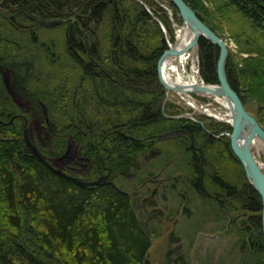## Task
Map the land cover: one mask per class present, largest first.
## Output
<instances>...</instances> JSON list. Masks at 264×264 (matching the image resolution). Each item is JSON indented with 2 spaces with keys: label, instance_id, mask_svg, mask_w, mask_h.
<instances>
[{
  "label": "trees",
  "instance_id": "obj_1",
  "mask_svg": "<svg viewBox=\"0 0 264 264\" xmlns=\"http://www.w3.org/2000/svg\"><path fill=\"white\" fill-rule=\"evenodd\" d=\"M142 1L170 35L164 10L154 0ZM185 1L216 32L195 2ZM224 3L251 23L263 43L244 66L226 61L229 84L245 105L244 93L264 92V0ZM51 30L62 37L60 50L59 40L44 37ZM166 48L159 24L136 0H0V67L17 85L11 83L10 92L0 68V264H144L157 231L137 219L138 195L132 191L174 158L175 171L183 173L174 201L181 194L186 213L198 196L203 220L223 218L221 207L238 214L230 231L236 233L240 261L264 264L260 196L228 137L214 136L229 127L210 121L202 128L188 118L164 116L157 62ZM217 53L216 46L199 40L205 82L217 83ZM42 62L65 72L45 77L38 71ZM38 76L42 86L33 81ZM13 95L35 98L38 117L44 108L49 111V135L39 148L47 158L61 156L70 138L79 151L71 159L72 174L93 181L109 173L112 185L79 187L33 157L23 138L27 118L9 123L19 114ZM174 130L182 132L156 140ZM228 162L235 164L230 173L223 167ZM176 262L188 264L181 256Z\"/></svg>",
  "mask_w": 264,
  "mask_h": 264
},
{
  "label": "rangeland",
  "instance_id": "obj_2",
  "mask_svg": "<svg viewBox=\"0 0 264 264\" xmlns=\"http://www.w3.org/2000/svg\"><path fill=\"white\" fill-rule=\"evenodd\" d=\"M154 1L164 10L169 22L170 35L168 34L164 23L159 19V17H152L159 24L162 30L163 37L167 45V50L170 47L173 48L177 43L179 31L183 27L184 23L179 15L178 10L174 6L172 7L170 5V1ZM192 1L195 2V5L198 7V11L204 15V19L215 28L218 34L215 31L214 32L226 44L228 50L227 59L231 58L234 64L238 66H244L248 64L249 58L256 57L257 53L254 51L256 50L254 47H263V43H261L260 36L255 33V30L252 28L251 23L248 20L244 19L240 14L232 9L231 11L226 10L223 7L225 0ZM145 5L151 11V8L146 3ZM162 26L165 30V33L162 29ZM258 32L260 34V31ZM169 36H171V40ZM44 37L59 40V47L57 46V49L60 50L59 48L61 47L62 37L58 31H48L47 35H44ZM249 39L252 40V44L251 40ZM38 64L41 65V69H38L40 74H45V77H50L51 79L53 76L58 77V75H63L65 72L64 69L57 67V65H48V62H42ZM197 65L198 73L200 75L199 55ZM34 66H37V62L34 63ZM0 68L2 70V76L5 85L7 86L8 90L12 92L11 85L15 83V79L13 80V77L15 76L9 72L5 66H1ZM57 68L58 72L53 71ZM178 69L180 70L179 67ZM9 73H11L10 76ZM180 74L183 79L191 78L190 62L187 61L185 63V71H180ZM38 78L33 80L36 86H42L45 84V82H43L39 76ZM14 85L15 87L17 86L16 84ZM162 87L164 88L165 92V97L162 102L163 109L166 110L164 115L165 117L171 119L188 118L193 122H195V119L201 121L202 123H208L210 121L217 122L223 126L229 127V131L225 130L218 135H212L216 136V138L220 136L228 137L225 134L231 132L230 123L203 111V107L208 104L210 100L207 101L204 97L193 94L192 98L194 101H196V108L182 100L177 94L170 91L167 93L165 87L163 85ZM243 95L246 96V104H243L246 111L255 118L258 124H260L258 119H262L264 121V103L259 102L254 97L257 96L258 98H264V92H257L253 97L245 93ZM12 97L17 102L16 105L18 106L17 109L19 114H16L15 116L27 118V120H25L23 123V129H29L28 136L31 138L32 143L37 147L39 152L45 156L39 148L43 147L41 144L43 143V138L49 135V127H51L48 117L49 111L44 108L42 117L45 119L43 120L42 117L37 116L35 111V98L33 99L31 97L29 98L24 96L22 97L23 99H21L18 95H13ZM210 108L215 110L213 105ZM216 111L221 114L224 113L223 111H218L217 109ZM13 119L10 120L9 123H12ZM260 126L263 128L261 124ZM178 131L182 132L181 130ZM168 137L169 136L164 137L162 140L167 139ZM228 139L230 141L229 137ZM68 146H70L67 156L68 160L64 164H62L61 161L60 164L62 165H60V168L65 173H70L69 175L72 177H76L72 174L76 170H74L75 168L71 159L78 157V144L68 138L67 147ZM251 152L260 163L264 164V154L258 144H255L251 147ZM146 156H148V154H146ZM57 158L58 157L47 159L51 161ZM174 160L175 158L173 161ZM173 161L163 165V167L157 171L156 175L151 180L143 185H137V187H135L132 191V194L138 195L133 206L137 219L144 226V228L156 229L155 231H157V236L151 239V246L145 256L144 264H177V258L180 256L182 257V260H187L188 264H246L245 261H240L241 254L239 245L236 242V233L230 231V226L233 221L235 224H237L241 219L239 215L236 213L228 214L226 213L225 209L221 207L222 213L224 214L223 218L219 219L218 217L217 219L213 216L203 220L198 214V208L200 205L199 202H201L198 196L195 197L194 205L189 207V210H187L185 213L184 208L187 206L186 199L180 194V202L177 204V202L174 201V194L176 192L181 193L180 186L183 181V173L175 171L172 163ZM223 167L225 168V171L230 173V171L235 169V164L228 162L225 164V166L223 165ZM72 168L74 169L72 170ZM76 178L86 181L79 177ZM173 179H178L175 186L173 185L174 187H172L171 184ZM170 187L174 189H170ZM235 217L237 218L235 219ZM195 227L198 228L196 229ZM192 231L194 232L192 233Z\"/></svg>",
  "mask_w": 264,
  "mask_h": 264
},
{
  "label": "water",
  "instance_id": "obj_3",
  "mask_svg": "<svg viewBox=\"0 0 264 264\" xmlns=\"http://www.w3.org/2000/svg\"><path fill=\"white\" fill-rule=\"evenodd\" d=\"M136 1L139 2L141 5H143V7L152 17L155 16L146 7L145 3L142 0H136ZM168 1H170V3L178 10L183 23L190 30L195 32V35H197L196 37L197 39L193 43H191L189 47L194 45V47H196L197 49L198 41L202 38L209 41L211 44H213L218 48V56H217V64H216V75H217L218 86L221 87L223 93L231 101L236 112V114L233 116L232 122L230 123L231 132L225 135H227L230 138L231 151L233 155L237 158L239 164L241 165L249 184L254 188V190L260 196L261 227L264 236V173L256 164L250 146V140H252L253 138H257L262 144H264V129L260 126V124H258L255 118L246 111L240 97L231 88L229 84L225 70L226 61L228 57V50L226 44L211 28H209L197 16L196 12L189 6V4L185 0H168ZM162 29L165 33L163 26ZM167 55H176V50L170 47L169 49L163 52V54L160 56L157 62V74L160 84L163 85L165 87L166 92L169 93V91L172 89H169L167 84L163 82L161 76V63ZM203 90L209 92L213 91L212 88H210V85L208 84L207 87H205ZM15 117L17 116H14L13 118ZM194 121L197 124H199L202 128H204L203 123L201 121L195 119ZM28 132H29L28 128L23 129V138L31 155L57 176L65 180L71 181L79 187H87V186L92 187L106 183L112 185L111 181H107L109 173L100 176L99 178L93 181H82L76 177H72L71 175L65 173L60 168V165H62L68 160L67 156L69 153L70 146L67 147V149L65 150L62 156L58 157L57 159L49 161L45 156H43L39 152L37 147L32 143L31 138L28 136ZM178 132H179L178 130H174V131L161 133L157 135V139H162L164 137L170 136L172 134H176ZM206 132L209 131L206 130ZM60 162L62 164H60Z\"/></svg>",
  "mask_w": 264,
  "mask_h": 264
},
{
  "label": "bare ground",
  "instance_id": "obj_4",
  "mask_svg": "<svg viewBox=\"0 0 264 264\" xmlns=\"http://www.w3.org/2000/svg\"><path fill=\"white\" fill-rule=\"evenodd\" d=\"M196 37L197 35H195V32L183 24V27L180 29L178 34V41L173 47V49L176 50V55H167L161 63L162 80L165 84H167L169 89H172L170 92L177 94L182 100L186 101L193 107L197 108L196 101L192 98L193 94L200 95L207 101L210 100V102L203 107V111L231 123L233 116L236 114L231 101L223 93L221 87L218 86V83L205 82L198 73L197 49L194 45L189 47V45L197 39ZM187 61L190 62L191 78L183 79L180 71H185V63ZM207 84L210 85V88H212L213 91L209 92L203 90L207 87ZM212 105L215 107V110L210 108ZM216 109L218 111H223L224 113L221 114L217 112ZM255 144H258L264 154V144H262L257 138L250 140L251 147ZM254 160L264 173V164L260 163L255 156Z\"/></svg>",
  "mask_w": 264,
  "mask_h": 264
},
{
  "label": "flooded vegetation",
  "instance_id": "obj_5",
  "mask_svg": "<svg viewBox=\"0 0 264 264\" xmlns=\"http://www.w3.org/2000/svg\"><path fill=\"white\" fill-rule=\"evenodd\" d=\"M28 134H29V132H28ZM64 164V163H63Z\"/></svg>",
  "mask_w": 264,
  "mask_h": 264
}]
</instances>
